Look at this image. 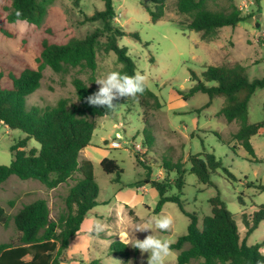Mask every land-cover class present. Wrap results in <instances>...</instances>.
<instances>
[{"label": "rangeland", "instance_id": "374dc122", "mask_svg": "<svg viewBox=\"0 0 264 264\" xmlns=\"http://www.w3.org/2000/svg\"><path fill=\"white\" fill-rule=\"evenodd\" d=\"M141 1L148 0H113L115 22L124 30L136 33L119 38L118 44L128 49V55L136 64L137 71L146 77V85L154 92L162 107L156 110H145L137 101L127 99L116 107L113 113L94 117L95 129L91 138V153L95 181L98 185V204L85 217L79 231L72 237L67 250V260L58 264H147L148 253L133 255L134 247L128 245L135 238L143 240L151 234L131 228L136 223H143L152 217L170 215L173 226L161 231L152 226V234L169 243L186 232L188 217L175 203L166 202L159 213L153 209L158 200L157 191L148 184L143 187L142 181L148 174L153 179L165 175L163 161L185 162L190 153L201 151L213 152L220 157L232 178L222 171L213 176L217 189L226 200L229 211L241 225V213L256 209L254 205L264 204V192L248 182L264 185V163L254 162L247 156L241 146L232 148L233 142L227 144L219 139L229 137L237 128L236 123L227 122L218 114L222 106V97L212 99V103L203 108L208 96L195 93L187 100L181 99L177 90L185 91L192 82L190 71L200 74L205 65H219L226 61L239 62L245 67L250 79L264 75V20L252 16L237 24L235 30L225 26L220 29L211 41L217 48L214 53L208 49L209 42L202 41L200 34L185 27L186 19L176 13L174 0H167L165 15L153 22ZM243 14L254 12L257 5L254 0H233ZM11 0H0V84L9 86V72L19 73L23 68L37 67L40 44L43 39L55 43H65L74 37H83L98 22L85 20L96 10L103 8L102 0H51L47 13L40 25L25 21L8 22L6 14ZM264 6V4H262ZM261 14V12H259ZM252 21H256L255 26ZM261 23V26H257ZM245 27L247 30H243ZM184 28V29H181ZM260 30L258 34L253 29ZM260 36V38H259ZM259 38V40H258ZM101 39H104L103 37ZM258 40V41H257ZM97 67L90 72L79 67L69 68L57 73L49 67L44 68L40 87L27 97L28 105H54L60 98L76 101L72 80L83 79L89 85L99 88L96 79L106 76L110 71H118V63L112 52L105 53L99 47L96 54ZM93 78V80H91ZM264 120V88L258 89L248 103V122ZM147 122V123H146ZM143 128H148L155 136L149 148L143 143ZM219 135V137L217 136ZM23 137L20 130L0 127V164H9L13 156L10 146ZM102 137L106 140L103 142ZM112 141L119 146L112 147ZM256 158L264 159V128L251 138ZM138 145V146H137ZM28 148L38 143L33 139L27 143ZM105 147L107 149H105ZM104 148V150H103ZM103 152L114 158L122 169L119 181H113L115 174L105 173L97 161ZM138 153L139 163L135 154ZM83 153H80V159ZM175 171L171 176H175ZM185 186L182 199L185 209L197 213H209L208 199L215 188L200 183L196 176L185 172ZM69 182L56 188L48 189L37 180H23L15 175L9 176L0 187V205L13 214L23 204L37 198L47 201L50 217L56 219L64 204L62 196L68 191ZM122 190L127 200L120 203L117 192ZM242 200V203L238 201ZM13 201L9 206L8 202ZM127 204V205H126ZM103 225L102 231H96V225ZM135 235V236H134ZM244 237V231L241 230ZM264 240V220L246 238L247 244ZM16 241V231L11 223L8 227L0 226V242ZM114 241L127 244L119 249V254L109 250ZM264 254V244L261 247ZM130 252V255L124 253ZM177 250L170 249L165 264H175ZM201 260H192L190 264H200Z\"/></svg>", "mask_w": 264, "mask_h": 264}, {"label": "trees", "instance_id": "16d2710c", "mask_svg": "<svg viewBox=\"0 0 264 264\" xmlns=\"http://www.w3.org/2000/svg\"><path fill=\"white\" fill-rule=\"evenodd\" d=\"M166 1L141 3L145 5L150 20L156 22L165 15ZM254 1L257 3L259 0ZM102 2V9L85 16V20L99 23L92 31L65 43L43 39L36 58L37 67H25L19 73L9 72L10 85L0 84V127L6 126L23 133V137L10 146L13 156L10 163L0 164V187L11 175L23 180H37L48 189L72 181L67 193L62 196L64 206L56 219L50 217L49 205L43 198L23 204L13 214L0 205V226L8 227L12 223L16 231L15 242H0V264H58L67 260L72 237L79 231L87 214L98 204L99 189L93 163L79 156L80 151L91 144L96 125L93 118L109 115L114 110L89 105L86 98L98 87L78 77L72 80L76 95L74 102L60 98L54 105H28L27 97L40 87L46 67L57 73L76 67L94 72L99 47L105 53L114 54L119 72L129 76L136 73V64L128 55L127 47L119 45L118 40L127 35L137 37V34L127 32L115 22L113 0ZM50 3L51 0H11L6 19L8 22L25 21L40 25ZM174 6L176 13L186 19L184 28L198 32L204 41L216 37L222 27H235L259 13L257 8L254 12L243 14L233 0H174ZM189 79L192 86L185 91L177 90L181 99L187 100L201 92L208 96L203 105L205 108L213 98L222 97L218 114L227 122L236 123L237 128L229 137L222 139L217 136L227 144L233 142V149L241 146L247 156L254 158V162L264 163V159L256 158L251 143V138L264 128V120L248 122L249 100L258 89L264 88V75L250 79L242 64L226 61L219 65H205L200 74L191 70ZM127 99L137 101L148 111L162 107L158 96L147 85L142 94ZM125 101L126 97H122L114 103H118V107ZM142 131L143 143L150 150L155 136L148 128ZM31 139L38 143V147L28 148L27 143ZM135 158L145 166L139 161L138 153ZM186 161L188 168L180 159L176 162L163 161L165 175L161 179H153L147 174L141 181L158 193L154 213H159L166 202H172L188 217L186 232L169 243L170 249L179 251L175 264H190L192 260H201L200 264H264L261 251L264 240L246 243V238L264 220V204L254 205L256 209L250 212L243 211L241 225L238 224L213 180L219 171L235 178L222 159L213 152L203 150L190 153ZM100 166L105 173L115 174L113 181H119L122 169L114 158L104 157ZM173 171L175 176H171ZM187 171L194 174L200 183L215 188L208 199L209 213L200 215L185 209L182 196ZM247 185L264 192V185L260 182H248ZM238 201L242 203L241 199ZM8 204L12 206L13 201ZM125 248L127 244L121 241H114L109 246V250L116 254H119V249ZM125 254L128 257L130 252ZM133 255H137V248ZM97 262L94 260L93 264Z\"/></svg>", "mask_w": 264, "mask_h": 264}, {"label": "clouds", "instance_id": "9594fccd", "mask_svg": "<svg viewBox=\"0 0 264 264\" xmlns=\"http://www.w3.org/2000/svg\"><path fill=\"white\" fill-rule=\"evenodd\" d=\"M19 15V13H18ZM99 85L96 92L89 95L86 100L89 105L102 106L106 109L115 110L118 101L122 97L136 98L142 94L146 87V77L140 72L129 76L119 71H110L106 76L96 79ZM174 220L170 215L152 217L143 223H136L132 226L131 232H146L151 230L143 240L135 238V242L129 240L128 245L137 248L141 253H148L147 264H165V258L169 255L170 244L167 240L156 238L152 234V226L161 231H167L173 226ZM103 225L97 224L96 231H102ZM135 236V235H134Z\"/></svg>", "mask_w": 264, "mask_h": 264}, {"label": "crops", "instance_id": "0c3cea01", "mask_svg": "<svg viewBox=\"0 0 264 264\" xmlns=\"http://www.w3.org/2000/svg\"><path fill=\"white\" fill-rule=\"evenodd\" d=\"M262 4H264V0H259L257 3H256V5H257V7L259 8V12H261V14H260V17L259 18H261V19H263L264 20V6H262ZM258 14V13H257ZM255 17H256V15H255ZM238 24V23H237ZM252 24L255 26V24H256V21H252ZM237 26V25H236ZM236 26L235 27H231V29H234L235 30V28H236ZM257 26H261V23L259 24V25H257ZM223 28V27H222ZM221 28V29H222ZM243 30H247V28H245V27H243L242 28ZM260 30H256L255 28L252 30V33H254V34H258V32H259ZM263 34L262 35H264V31L262 32ZM259 38H260V36H259ZM259 38H258V40H259ZM201 39V38H200ZM202 40V39H201ZM212 40V39H211ZM211 40H209V41H205V42H209V45H208V49L209 50H211L210 51V53L212 54V53H214L216 50H217V48L215 47V45H213V42L211 41ZM257 40V41H258ZM202 41H204V40H202ZM102 140H103V142L106 140L104 137H102ZM91 147V145H88L87 147H85L84 149H82L81 151H80V153L82 154L83 153V157L82 158H86V159H90L91 160V153L88 151V149ZM105 149H107L106 147H105ZM103 150H104V148H103ZM80 157V156H79ZM104 157H107L103 152H101V154H99V156H98V158H97V161H98V163L100 164V161L104 158ZM140 183H143V187H145V183L144 182H141V181H138L137 182V184H140ZM145 189H146V187H145ZM121 189L117 192V196H118V199H119V202L120 203H126L125 201L127 200V198H125L124 197V195L122 196V193H121ZM127 205V204H126Z\"/></svg>", "mask_w": 264, "mask_h": 264}, {"label": "built area", "instance_id": "2783aa9c", "mask_svg": "<svg viewBox=\"0 0 264 264\" xmlns=\"http://www.w3.org/2000/svg\"><path fill=\"white\" fill-rule=\"evenodd\" d=\"M240 8V7H239ZM112 147H117V146H119V143L118 142H116V141H112ZM138 146V145H137Z\"/></svg>", "mask_w": 264, "mask_h": 264}, {"label": "water", "instance_id": "95a60500", "mask_svg": "<svg viewBox=\"0 0 264 264\" xmlns=\"http://www.w3.org/2000/svg\"><path fill=\"white\" fill-rule=\"evenodd\" d=\"M260 17V14L258 13V14H256V18H259Z\"/></svg>", "mask_w": 264, "mask_h": 264}]
</instances>
